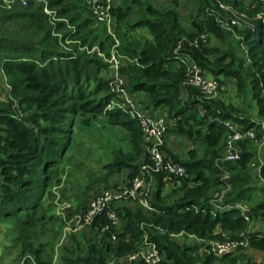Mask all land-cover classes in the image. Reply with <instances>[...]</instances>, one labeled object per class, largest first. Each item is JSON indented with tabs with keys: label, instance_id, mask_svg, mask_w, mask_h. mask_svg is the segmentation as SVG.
I'll return each instance as SVG.
<instances>
[{
	"label": "trees",
	"instance_id": "trees-1",
	"mask_svg": "<svg viewBox=\"0 0 264 264\" xmlns=\"http://www.w3.org/2000/svg\"><path fill=\"white\" fill-rule=\"evenodd\" d=\"M177 2L172 0L170 7L161 9L145 0H131V6H112L110 12L119 40L115 50L124 58L119 73L127 90L146 97L147 105L140 106L143 111L164 112L166 134L187 143L184 158L161 147L164 159L183 167L181 177L162 170L146 176L140 167L150 161L137 121L120 110L105 109L113 94L108 92L107 77L101 75L108 73L107 65L96 54L108 56L113 40L109 34L94 35L95 22L86 0H46V7L54 10V17L64 18L67 27L60 22L49 25L39 0L0 11V85L5 87L4 93L0 89V219L14 225L12 240L18 245L21 264H51L42 237L50 230L47 223L53 217L45 214L42 201L57 181L52 172L55 175L71 143L76 116L80 127L102 118L124 131L112 151L113 161L104 165L107 174L97 179L106 186L110 173L124 170L125 184L143 175L148 182L149 208L136 201L113 206L120 219L114 231L116 240L111 242L107 232H98L102 237L88 243L84 255L64 258L66 264H236L229 253L215 256L211 250L199 251L195 244L170 237L179 233L206 241L221 234L241 238L264 256V228L245 233L247 220L260 219L264 225V187L259 183L264 179V159H258L256 166L250 163L258 147L244 138L237 141L238 157L221 161L224 129L218 123L229 119L241 130L252 129L253 140L264 133L258 124L264 118V24L258 21L254 31L237 27L235 38L204 13L205 8L218 12L217 2H221L253 16L259 4L249 7V0H196L190 22L183 26ZM134 5L136 17L125 25L128 9ZM123 26L130 32L144 28L150 37H129ZM203 31L206 40L193 44ZM239 45L250 61L244 68ZM182 54L189 55L203 75L217 81L216 97L205 99L198 88L182 87ZM225 78L234 80L237 92L249 95L247 105L255 119L225 102L220 91ZM89 189L85 186L82 191V212ZM246 201L251 202L247 220L237 208ZM104 222V216H96L88 227L99 228ZM145 241L154 244L159 261H127Z\"/></svg>",
	"mask_w": 264,
	"mask_h": 264
},
{
	"label": "rangeland",
	"instance_id": "rangeland-1",
	"mask_svg": "<svg viewBox=\"0 0 264 264\" xmlns=\"http://www.w3.org/2000/svg\"><path fill=\"white\" fill-rule=\"evenodd\" d=\"M39 1L43 2V4L46 2V0ZM130 1L131 0H113V6L114 8L120 4H123L124 6H131ZM145 1L161 9H166L173 4L172 0ZM249 2L250 6H256L259 4L258 0H249ZM177 3L178 19L181 25L186 26L190 22V17L193 14V7L195 6L196 0H178ZM44 7L48 9L46 4ZM135 7L136 5L130 7L131 9H128L130 12L127 14L125 25L127 23H131L135 19ZM53 11L54 10H50V14L48 15L46 22L52 26L54 23L60 22L66 24L67 27L66 20L64 18L54 17L53 15L55 12ZM92 27L94 35H97L98 38L107 34L106 28L101 24L93 23ZM109 30L113 31L114 36L117 37L113 28V19L112 26ZM122 31H125L129 37H150L144 28H135L132 32H130L129 29H126L123 26ZM215 45H217V43ZM242 46L243 45H239L237 49L239 51L238 57L244 60V68L250 61L246 53H241ZM92 50L96 51L95 45ZM99 54L97 53L96 55L99 56ZM101 59L103 60L102 57ZM101 75L107 77V79L109 77L108 73H101ZM120 77L122 79V87L126 93V98L133 101L135 106L143 107V105H147V100L145 99L146 97L129 92L123 77L121 75ZM223 80L224 84L222 85L220 91L223 94L222 97L225 98V102L238 106L243 110V112L255 119L257 116L255 115L254 117V115L251 114L252 107L247 105V103H249V95L247 96V94L244 95L237 92L234 80L229 78H225ZM0 89L2 93L5 92L4 85H0ZM111 99L113 100L114 97L112 96ZM120 107L121 105H116L113 109H120ZM105 109L108 108L105 107ZM78 118L79 117L77 116L75 117L73 124L74 127L72 129L71 143L64 152L62 161L59 165L57 164L55 175L54 172H52L57 181L51 184L49 187L50 193L46 195L42 201L45 214L49 217H53L52 221L47 223V227H49L50 230L45 232V235L42 237V239L47 242L45 251L51 256V264H66L64 258L68 259L69 257H74L75 253L78 255H84L86 245L94 242L95 239H100L102 237V235L98 233L96 227H93V229H90L92 226L76 229L74 224V216L82 212L79 210V205H81V200L84 195L82 194L83 188L85 186H90L85 199L86 201L84 202V207L86 208L92 200V197L100 190L115 188L119 184L126 183L123 180L126 173L124 170L108 174L106 186L101 184L100 180L97 179L98 177L102 178L107 174V169L104 165L113 161L114 156L112 151L117 149L121 141L120 139L124 136V131L106 124L102 118H98L97 120L91 122L88 126L80 127L78 124ZM259 119H261V117ZM263 135L260 139L258 138L257 140L251 141L258 147L255 157L250 160V163L255 166L257 164V160L264 157ZM168 137L171 136L168 135ZM170 141L172 145L170 150L184 158V152L187 147L185 140L182 138L171 137ZM257 142H259V144ZM223 177L225 178V176H222V178ZM150 190L151 186L149 185V192ZM118 203L119 202H115L113 206L118 207L120 205ZM249 203L251 202L246 201L240 203V205L243 206L244 215H246L248 211ZM122 206L123 204L119 207ZM247 222L245 230V233L247 234L263 229V222L260 219L251 221L247 220ZM13 227L14 225L11 223H7L0 219V264H21V258L17 256L18 245L12 240L14 237ZM95 231H97V236H94ZM216 232L219 233L218 230ZM170 237L178 242H184L185 244H195L198 246L199 251L205 252H210L213 245L229 240V238L223 234L208 241L197 239L192 235H184L183 233L172 234ZM139 250H142V248ZM228 253V257L234 258L236 264H264V256L259 251L254 250L247 245L240 246V248ZM217 263L218 262H215V264Z\"/></svg>",
	"mask_w": 264,
	"mask_h": 264
},
{
	"label": "built area",
	"instance_id": "built-area-1",
	"mask_svg": "<svg viewBox=\"0 0 264 264\" xmlns=\"http://www.w3.org/2000/svg\"><path fill=\"white\" fill-rule=\"evenodd\" d=\"M27 0H0V11L9 10L14 5L25 6ZM90 14L95 23L103 25L107 34H109L113 40V44L109 51L108 56H99L103 58V61L107 65L108 81L107 86L114 99H110L105 105L108 109H113L116 105H121L120 110L127 115L135 119L139 125L141 131L143 150L147 154L149 163L141 165L140 169L145 171L144 174L150 178L151 173H156L160 170L164 173L181 177L184 175L183 167L164 159L161 147L165 145L164 137L166 134L167 119L164 112L156 111L148 113L143 111L140 107L135 106L133 101L126 98V93L122 87V79L119 73V67L122 65L124 58L121 56L115 48L118 46V39L114 36L113 31H110L112 26L111 7L113 6V0H86ZM259 10L254 13L253 16H248L244 11L238 10L233 6L225 5L221 2H217L218 12L211 8H205L204 13L206 16L213 17L215 23L223 30L229 31L235 38L234 29L244 26L250 31H254L255 24L259 21L264 24V0H258ZM45 3L43 4L42 11L45 15L50 14V10L46 9ZM249 7H253L250 6ZM225 14H222L221 12ZM220 12V13H219ZM207 38L205 31L199 33L198 37L193 40V44L197 43V39L204 42ZM178 46L173 50L176 52ZM179 59L184 64V75L181 82L182 87H196L203 94L205 99L214 98L217 96V81L212 78L203 75L201 68L197 63L187 54H182ZM261 72L264 76V62L261 66ZM184 89V88H183ZM119 103H118V102ZM264 111V107H263ZM224 129L223 151L221 161H234L238 157L237 141L241 139L253 140L254 131L252 129L241 130L236 123L229 119H221L218 121ZM261 128H264V118L258 122ZM264 159V157H263ZM259 183L264 187V179H260ZM147 187L148 182H145L143 175H135L130 180L129 184H119L115 188H106L97 192L92 200L89 202L85 210L74 216V224L76 229L82 227H88L92 225L96 216H104L105 222L99 226L98 232L100 234L107 232L109 234L111 242L116 240L114 231L119 227L120 219L116 212L112 209L115 202L121 201H136L141 207L148 209L147 203ZM240 215L247 220L244 215L243 206L237 205ZM247 243L244 239H229L217 243L210 249L215 256L223 255L230 251H233L240 246H246ZM135 253L128 255L126 260L132 261L135 259H142L146 263H155L160 259L159 253L153 243L147 241L144 242Z\"/></svg>",
	"mask_w": 264,
	"mask_h": 264
},
{
	"label": "crops",
	"instance_id": "crops-1",
	"mask_svg": "<svg viewBox=\"0 0 264 264\" xmlns=\"http://www.w3.org/2000/svg\"><path fill=\"white\" fill-rule=\"evenodd\" d=\"M234 105V104H233ZM236 106V105H235ZM168 135L169 136H171V137H175V136H173V135H171V134H166L165 135V137H164V143H165V147H167V148H169V149H171L172 148V145H171V141H170V138L171 137H168ZM176 138H178V137H176ZM151 183V182H150ZM263 228H264V225H263Z\"/></svg>",
	"mask_w": 264,
	"mask_h": 264
}]
</instances>
